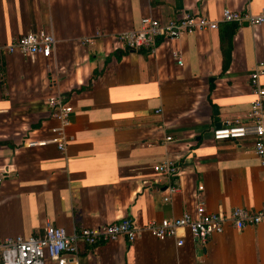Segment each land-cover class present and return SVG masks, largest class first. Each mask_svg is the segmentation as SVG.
<instances>
[{"label": "crops", "instance_id": "obj_1", "mask_svg": "<svg viewBox=\"0 0 264 264\" xmlns=\"http://www.w3.org/2000/svg\"><path fill=\"white\" fill-rule=\"evenodd\" d=\"M262 7L264 0H0V237L41 235L47 224L66 234L123 218L143 224L179 217L196 201L225 215L260 209L264 165L250 140L214 141L210 130L246 120L248 77L259 65L264 86V25L217 22L159 39L149 53L124 49L116 35L145 16L218 20L223 8L254 14ZM38 30L55 38L49 57L4 50ZM49 96L72 108L65 146L26 147L27 139L52 137ZM165 159L181 166L167 201L169 181L153 170ZM177 234H184L179 246L143 231L132 243H79L77 264H264L261 225L227 223L203 246Z\"/></svg>", "mask_w": 264, "mask_h": 264}, {"label": "built area", "instance_id": "obj_2", "mask_svg": "<svg viewBox=\"0 0 264 264\" xmlns=\"http://www.w3.org/2000/svg\"><path fill=\"white\" fill-rule=\"evenodd\" d=\"M217 22L246 24L251 27L264 25V7L254 14L248 11L241 12L237 9L223 8L218 20L193 13L166 21L145 16L140 18L137 28L118 33L116 39L124 49H142L149 53L154 50L159 39L173 40L195 31L213 30L216 29ZM97 36L101 34L96 32L94 37ZM84 42L92 44L93 39H84ZM55 43L52 33L38 30L19 35L11 43L5 45L4 50L17 52L25 57L35 55L49 57L54 50ZM171 55L178 65L182 64L180 53L177 50L171 51ZM262 72L263 69L259 65L249 73L248 81L253 99L249 103L246 120L225 121L212 127L210 135L214 141L250 140L254 154L260 164L264 165V86L258 79ZM46 105L50 111L49 116L57 121V125L50 129L52 137L27 139L23 145L34 147L52 142L56 144L58 150H63L65 146L64 136H62L63 129L69 123L68 117L72 108L59 96L47 97ZM166 139L169 140V137ZM180 167L177 161L166 159L153 165V170L169 181L164 188L163 201L169 200L170 194L175 192L174 179L180 173ZM3 176L0 171V181ZM227 223L236 230L258 225L264 228V202L262 207L256 211L234 207L225 215L210 212L202 201H196L192 210L184 211L179 217L164 218L159 221L147 220L143 224L123 218L102 226L82 227L71 234H66L60 227L47 224L41 235L0 237V264H77L79 243L92 246L115 241L119 237L132 243L142 231L158 240L175 238V244L179 246L184 243V234H177L181 230L193 241L203 246L213 235L222 233Z\"/></svg>", "mask_w": 264, "mask_h": 264}, {"label": "water", "instance_id": "obj_3", "mask_svg": "<svg viewBox=\"0 0 264 264\" xmlns=\"http://www.w3.org/2000/svg\"><path fill=\"white\" fill-rule=\"evenodd\" d=\"M216 126H218V125H216Z\"/></svg>", "mask_w": 264, "mask_h": 264}]
</instances>
